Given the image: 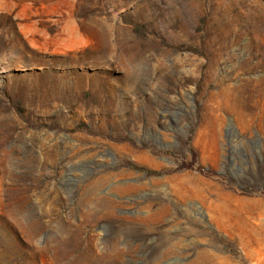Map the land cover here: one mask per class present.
Here are the masks:
<instances>
[{"label": "rangeland", "instance_id": "1", "mask_svg": "<svg viewBox=\"0 0 264 264\" xmlns=\"http://www.w3.org/2000/svg\"><path fill=\"white\" fill-rule=\"evenodd\" d=\"M0 264H264V0H0Z\"/></svg>", "mask_w": 264, "mask_h": 264}, {"label": "bare ground", "instance_id": "2", "mask_svg": "<svg viewBox=\"0 0 264 264\" xmlns=\"http://www.w3.org/2000/svg\"><path fill=\"white\" fill-rule=\"evenodd\" d=\"M130 188H135L133 185H128V187H124L123 189H130ZM140 221H144L143 217H139Z\"/></svg>", "mask_w": 264, "mask_h": 264}]
</instances>
